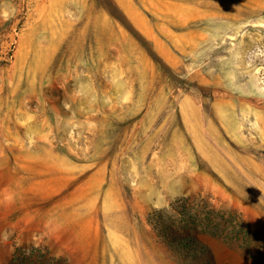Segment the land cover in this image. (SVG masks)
Here are the masks:
<instances>
[{"label":"rangeland","instance_id":"obj_1","mask_svg":"<svg viewBox=\"0 0 264 264\" xmlns=\"http://www.w3.org/2000/svg\"><path fill=\"white\" fill-rule=\"evenodd\" d=\"M0 264H264V0H0Z\"/></svg>","mask_w":264,"mask_h":264},{"label":"trees","instance_id":"obj_2","mask_svg":"<svg viewBox=\"0 0 264 264\" xmlns=\"http://www.w3.org/2000/svg\"><path fill=\"white\" fill-rule=\"evenodd\" d=\"M178 202V201H177ZM180 214L188 215L190 209L184 202H178L173 206ZM196 214V213H195ZM155 226L160 230L167 244L183 253L195 256L198 252H203L206 249L205 244L201 243L187 228L186 225L177 226L173 222L166 220L161 211H153ZM241 225L245 236L259 240L256 234L252 233L250 229L246 228L245 224ZM235 229V228H234ZM237 229V228H236ZM240 229V228H238Z\"/></svg>","mask_w":264,"mask_h":264}]
</instances>
